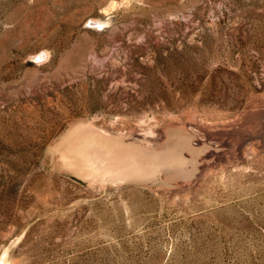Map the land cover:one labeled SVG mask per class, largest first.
Masks as SVG:
<instances>
[{
    "label": "rangeland",
    "instance_id": "obj_1",
    "mask_svg": "<svg viewBox=\"0 0 264 264\" xmlns=\"http://www.w3.org/2000/svg\"><path fill=\"white\" fill-rule=\"evenodd\" d=\"M0 264H264V0H0Z\"/></svg>",
    "mask_w": 264,
    "mask_h": 264
},
{
    "label": "bare ground",
    "instance_id": "obj_2",
    "mask_svg": "<svg viewBox=\"0 0 264 264\" xmlns=\"http://www.w3.org/2000/svg\"><path fill=\"white\" fill-rule=\"evenodd\" d=\"M91 139H92V138H91ZM84 141H85V140H84ZM92 142H93V141H92ZM101 143H102V142H101ZM88 145H90V144L88 143ZM105 145H106V144H105ZM86 147H87V146H86ZM110 149H111V148H110ZM103 150H104V149H103ZM109 151H110V150H109ZM79 152H81V151H78V153H79ZM106 153H107V152H106ZM76 155H77V154H76ZM113 155H114V154H113ZM69 156H70V155H69ZM97 159H99V160H103V161H106L104 157H100V156H99ZM71 161H72V160H71ZM114 162H115V161H112L111 163L115 164ZM115 166H117V164H116ZM89 169H90V168H89Z\"/></svg>",
    "mask_w": 264,
    "mask_h": 264
}]
</instances>
